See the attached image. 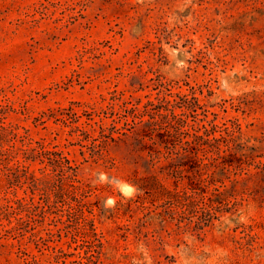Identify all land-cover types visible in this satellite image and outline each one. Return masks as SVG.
<instances>
[{
  "label": "rangeland",
  "instance_id": "obj_1",
  "mask_svg": "<svg viewBox=\"0 0 264 264\" xmlns=\"http://www.w3.org/2000/svg\"><path fill=\"white\" fill-rule=\"evenodd\" d=\"M0 264H264V0H0Z\"/></svg>",
  "mask_w": 264,
  "mask_h": 264
},
{
  "label": "trees",
  "instance_id": "obj_2",
  "mask_svg": "<svg viewBox=\"0 0 264 264\" xmlns=\"http://www.w3.org/2000/svg\"><path fill=\"white\" fill-rule=\"evenodd\" d=\"M155 120L152 122V127L150 133L145 132L143 137L149 136L153 139L154 144H164L168 151L173 154L177 145L183 142L181 145L183 146V151L181 154V158H183L184 162L180 163V165L187 164V160H193L195 162V172L199 176H203L208 173V169L210 167L218 168L221 166L223 171H227L231 165L235 162L236 155L232 151V147L221 150H214L212 155H208V150L206 144L209 137H205L203 134L195 133L193 134L194 139L184 140V136L188 135V132L185 131L184 127L187 123L186 119H184L181 115H178L174 112L171 113H162L156 114L153 116ZM135 135H141V128L133 125L131 130ZM129 135L128 132H124ZM219 147V146H217ZM156 150V148H153ZM160 151V150H159ZM61 162V159H60ZM67 170L69 171L68 176L74 180L79 181L77 179V167H74L70 164V160L67 159ZM179 165H176L178 167ZM84 211V210H83ZM84 221L86 225H89V229L97 234L94 223H92V219H89L85 213H83Z\"/></svg>",
  "mask_w": 264,
  "mask_h": 264
}]
</instances>
